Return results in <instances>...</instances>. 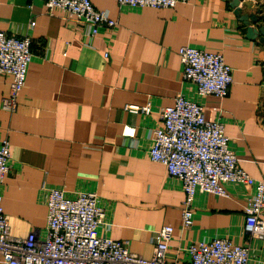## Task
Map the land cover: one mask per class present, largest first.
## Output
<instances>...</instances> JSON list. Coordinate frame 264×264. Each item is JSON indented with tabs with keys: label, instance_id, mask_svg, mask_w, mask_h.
<instances>
[{
	"label": "crops",
	"instance_id": "obj_1",
	"mask_svg": "<svg viewBox=\"0 0 264 264\" xmlns=\"http://www.w3.org/2000/svg\"><path fill=\"white\" fill-rule=\"evenodd\" d=\"M91 2L117 28L102 29L90 40L76 20L49 13L38 1L0 0V31L27 36L32 54L14 114L1 108L11 79L0 78V142L10 146L0 194L10 234L45 235L41 189L47 186L69 196L94 192L110 224L99 234L126 242L144 259L152 256L155 232L170 226V259L186 260L180 250L191 242L228 238L251 246L250 264H263L264 239L243 230L250 187L226 185V197L197 195L193 224L183 230L181 184L149 160L148 150L150 132L162 125L161 110L181 94L203 106L206 120L224 124L237 166L264 182V44L246 38L248 26L228 0H178L172 9ZM239 6L242 14L260 10L264 17V0ZM249 26L259 28L264 20ZM182 46L223 56L232 69L226 98H200L182 82ZM148 104L147 114L125 111Z\"/></svg>",
	"mask_w": 264,
	"mask_h": 264
},
{
	"label": "built area",
	"instance_id": "obj_2",
	"mask_svg": "<svg viewBox=\"0 0 264 264\" xmlns=\"http://www.w3.org/2000/svg\"><path fill=\"white\" fill-rule=\"evenodd\" d=\"M33 1V0H31ZM49 13L59 11L87 29L89 39L102 29L114 30L117 22L91 0H35ZM119 8L172 9L178 0H116ZM34 23H30L33 27ZM107 55H105V58ZM183 83L191 84L200 98L224 99L232 84V69L221 54L204 52L191 46L178 50ZM32 60L27 36L8 35L0 31V78L11 79L8 94L1 102L2 110L14 114L18 96L25 86ZM125 111L147 114L150 105L126 106ZM162 125L149 134L148 158L162 165L169 178L181 184L185 195L181 220L183 230L193 224L192 204L197 195L226 197V185L252 189L243 209L246 234L264 239V182L252 179L238 166L229 147L224 124L218 119L206 120L203 106L178 95L171 106L161 110ZM8 140L0 142V187L10 169ZM47 209L45 235L35 232L26 238L14 237L2 206L0 194V260L4 264H250L251 246L239 245L228 238L191 242L180 250L186 260L169 258L173 229L164 226L155 232L152 256L144 259L131 253L126 242L101 236L99 229L109 230L105 213L98 207L94 192H78L69 196L61 189H41ZM264 264V262H262Z\"/></svg>",
	"mask_w": 264,
	"mask_h": 264
},
{
	"label": "water",
	"instance_id": "obj_3",
	"mask_svg": "<svg viewBox=\"0 0 264 264\" xmlns=\"http://www.w3.org/2000/svg\"><path fill=\"white\" fill-rule=\"evenodd\" d=\"M230 2V7L234 10V14L238 16L239 21L244 25L248 26L246 31V38L249 40H256L262 44H264V26L259 28H253L249 26L251 24H258L259 22L264 20V17L261 15V11L257 10L254 14L246 15L242 14V10L240 8V3L242 0H228Z\"/></svg>",
	"mask_w": 264,
	"mask_h": 264
}]
</instances>
